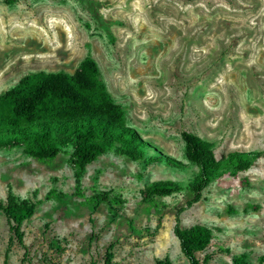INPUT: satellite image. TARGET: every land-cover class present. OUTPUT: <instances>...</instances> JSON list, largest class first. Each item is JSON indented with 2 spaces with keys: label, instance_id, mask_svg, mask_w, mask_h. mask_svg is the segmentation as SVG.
<instances>
[{
  "label": "rangeland",
  "instance_id": "1",
  "mask_svg": "<svg viewBox=\"0 0 264 264\" xmlns=\"http://www.w3.org/2000/svg\"><path fill=\"white\" fill-rule=\"evenodd\" d=\"M86 56L123 123L183 166H143L107 150L85 166L75 191L67 152L37 160L0 149V199L9 190L38 201L22 221V244L9 241L0 213V264H103L108 245L113 264H187L172 233L186 191L148 205L138 190L191 175L183 131L209 142L215 158L264 152V0H0V94L29 73L72 74ZM50 190L63 198L47 197ZM93 191L122 202L93 209ZM178 217L182 228H210L198 253L207 264H258L264 155L214 179Z\"/></svg>",
  "mask_w": 264,
  "mask_h": 264
},
{
  "label": "trees",
  "instance_id": "2",
  "mask_svg": "<svg viewBox=\"0 0 264 264\" xmlns=\"http://www.w3.org/2000/svg\"><path fill=\"white\" fill-rule=\"evenodd\" d=\"M122 118L120 106L113 102L99 79L95 62L86 56L72 74L60 71L29 73L0 94V149H18L23 156L37 160H50L59 152H67L75 191L79 189V177L85 166L107 150L143 166H183L142 139L134 128L123 123ZM180 137L184 155L194 168L191 175L184 183L171 179L151 181L138 193L142 203L155 205V198L186 191L189 198L174 214L172 233L187 264H207L209 255L200 258L198 253L207 248L212 238L210 228L202 224L182 228L179 213L197 202L214 179L256 166L264 152L232 150L215 158L209 142L184 131ZM49 195L57 199L64 196L55 190L48 191L46 196ZM87 201L93 209L101 203L122 202L117 196L110 197L106 191H93ZM37 204L35 200L18 199L9 190L4 199H0V213L8 226L10 242L22 244V221L34 213ZM112 257L108 245L103 264H113ZM154 262L170 264L165 258H155ZM257 263L264 264V247Z\"/></svg>",
  "mask_w": 264,
  "mask_h": 264
}]
</instances>
